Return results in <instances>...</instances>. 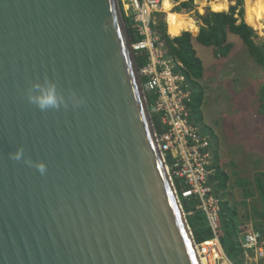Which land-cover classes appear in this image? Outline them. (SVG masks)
I'll return each instance as SVG.
<instances>
[{"label": "water", "instance_id": "obj_1", "mask_svg": "<svg viewBox=\"0 0 264 264\" xmlns=\"http://www.w3.org/2000/svg\"><path fill=\"white\" fill-rule=\"evenodd\" d=\"M143 84L120 0H0V264H202Z\"/></svg>", "mask_w": 264, "mask_h": 264}, {"label": "rangeland", "instance_id": "obj_2", "mask_svg": "<svg viewBox=\"0 0 264 264\" xmlns=\"http://www.w3.org/2000/svg\"><path fill=\"white\" fill-rule=\"evenodd\" d=\"M167 2L171 3L170 8H167V11L164 9L157 17L163 19L167 25L169 23L167 32L173 29L171 36H176L185 30L197 32L194 35L198 34L199 25L190 19L192 17L195 20L196 11L205 13L208 7L212 9V6L226 10L235 4L236 0H202V3L195 2L194 9L181 12H175V6L180 1L174 4L170 0H166ZM243 5L245 10L246 0H243ZM170 12L179 15H175L177 18L173 20V24L168 20ZM244 16L246 20V10ZM249 17L257 28H254L258 36L256 40L260 41L264 38V17L255 20L250 15V10ZM156 23L157 18L154 26ZM195 26L198 27L195 29ZM229 40L233 42L234 47L227 57H217L212 47L198 45L197 53L204 63V77L201 83L206 88L205 100L201 107L202 124L211 128L216 135V138L210 136V139L214 148L217 144L220 163L229 175L226 197L236 207L238 226L250 223L255 230H259L257 226H260L263 233L264 200L256 178L260 177L264 183V112L259 111L260 89L264 86V68L253 61L238 36L230 35ZM218 262L234 264L225 251ZM252 263L244 258L242 264ZM204 264L209 263L204 261Z\"/></svg>", "mask_w": 264, "mask_h": 264}, {"label": "built area", "instance_id": "obj_3", "mask_svg": "<svg viewBox=\"0 0 264 264\" xmlns=\"http://www.w3.org/2000/svg\"><path fill=\"white\" fill-rule=\"evenodd\" d=\"M120 4L140 36L134 43L136 52L145 51L148 55L140 73L148 93V106L160 116L165 128L159 141L175 192L181 202L182 199L190 202L189 214L204 212L213 232L212 238L203 242L194 239L198 255L202 263L210 260V264H217L224 249L217 232L221 225V204L211 182L215 172L214 145L211 135L190 117L192 89L184 74L177 70L183 64L168 56L154 29L157 14L164 11V0H120ZM238 229L244 258L252 264H264V234L250 223ZM216 253L219 258L214 257Z\"/></svg>", "mask_w": 264, "mask_h": 264}, {"label": "trees", "instance_id": "obj_4", "mask_svg": "<svg viewBox=\"0 0 264 264\" xmlns=\"http://www.w3.org/2000/svg\"><path fill=\"white\" fill-rule=\"evenodd\" d=\"M173 4L180 0H170ZM251 0H246V20L245 10H243V0H236V3L231 5L227 10L224 8L212 6L205 13L196 11L195 20L199 25V32L194 35L190 30H185L176 36H170L167 32L169 23L157 17V23L154 29L160 35V39L164 44L168 56L180 61L183 67H177V70L184 74L187 83L192 89V99L189 103L190 117L196 124L201 125L202 131L216 138L214 131L202 124L203 114L202 106L205 100L206 88L202 85L201 80L204 77V63L198 55L194 46L195 42L213 48L214 55L217 57H227L234 47L232 41L229 40L230 35L238 36L243 44L247 47L249 55L253 61L264 68V38L257 41L256 26L252 23L249 17V3ZM195 0H182L175 6V12L182 10H192L195 7ZM161 15L158 13L157 15ZM128 30L134 44L140 39V36L132 27L131 18L124 15ZM255 28V29H254ZM136 52V51H135ZM136 58L139 68L144 67L148 62V55L145 51H137ZM145 85V84H143ZM264 112V86L260 89V110ZM153 120L158 131L162 134L164 126L160 116L153 113ZM214 168L215 172L211 176V182L216 196L220 199L221 225L218 229V236L223 249L228 258L234 264H242L244 261L243 247L239 238V229L236 207L232 205L226 197L227 182L229 179L228 172L220 163V155L217 150V144L214 148ZM256 182L260 194L264 200V183L260 177L256 178ZM182 208L187 213V219L190 228L192 229L194 239L197 242H203L212 238L213 232L210 228L206 215L202 211H196L194 214L190 212V202L182 199ZM257 229L261 230L260 226ZM262 231V230H261ZM264 233V232H263Z\"/></svg>", "mask_w": 264, "mask_h": 264}, {"label": "clouds", "instance_id": "obj_5", "mask_svg": "<svg viewBox=\"0 0 264 264\" xmlns=\"http://www.w3.org/2000/svg\"><path fill=\"white\" fill-rule=\"evenodd\" d=\"M30 103L35 104L40 110L46 111L51 109H59L64 103L63 96L57 91L56 85L53 82H46L44 85H34V91H30L28 95ZM83 103L82 98H78L75 101V106H79ZM13 160H21L29 165L35 167L41 174L46 172V164L44 161H33L30 158L24 156V150L22 148L17 149L15 153L10 154Z\"/></svg>", "mask_w": 264, "mask_h": 264}, {"label": "bare ground", "instance_id": "obj_6", "mask_svg": "<svg viewBox=\"0 0 264 264\" xmlns=\"http://www.w3.org/2000/svg\"><path fill=\"white\" fill-rule=\"evenodd\" d=\"M170 5H171V3L170 2H167L166 3V0H164V5H163V7H164V9L167 11L169 8H170ZM168 8V9H167ZM250 8L251 9H249L250 10V15L255 19V20H261L263 17H264V11H263V9H264V0H252L251 1V4H250ZM179 16L178 14H176V13H173V12H170L169 13V16H168V20L173 24V20H176V16ZM190 26H192V25H190ZM194 26V25H193ZM183 27H185L184 25H183ZM198 27V26H197ZM172 31H173V29H170L169 31H168V34L171 36L172 35ZM132 46H133V48H134V44L132 43ZM134 50L136 51V49L134 48ZM144 89H145V85H144ZM145 93H146V96L148 95V93H147V91H146V89H145ZM219 256H220V254H217L216 253V255H214V257H216V258H219ZM205 261V260H204ZM210 260H208V262L207 263H209L210 264V262H209ZM202 264H204V263H202Z\"/></svg>", "mask_w": 264, "mask_h": 264}, {"label": "crops", "instance_id": "obj_7", "mask_svg": "<svg viewBox=\"0 0 264 264\" xmlns=\"http://www.w3.org/2000/svg\"><path fill=\"white\" fill-rule=\"evenodd\" d=\"M180 1H182V0H180ZM200 1V3H202V0H195V2H199ZM210 2H213V1H210ZM199 9H204V8H200V7H198ZM209 8V7H208ZM228 9V8H227ZM226 9V10H227ZM178 14V13H177ZM168 16H169V13H168ZM190 19L196 24V20H194L192 17H190ZM195 29L197 28L196 26L194 27ZM192 30V29H191ZM193 32V34H196L197 32H194V31H192ZM200 43H197V42H195V44H194V46H195V48H196V51H197V49H198V45H199Z\"/></svg>", "mask_w": 264, "mask_h": 264}]
</instances>
